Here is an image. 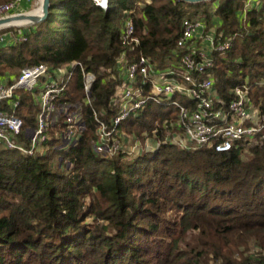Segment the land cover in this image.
I'll return each mask as SVG.
<instances>
[{
	"label": "trees",
	"instance_id": "1",
	"mask_svg": "<svg viewBox=\"0 0 264 264\" xmlns=\"http://www.w3.org/2000/svg\"><path fill=\"white\" fill-rule=\"evenodd\" d=\"M11 0H0V5ZM248 0L188 3L183 0H51L47 19L4 29L14 43L0 47V76L17 79L26 67L59 68L79 62L95 74L92 102L75 66L61 103H82L85 129L64 145L65 117L34 154L0 141V264H260L264 261V139H243L229 151L181 149L166 137L176 129V108L149 103L123 121L137 137L157 129L162 143L128 157L98 152L101 122L118 113L111 103L122 84L116 63L150 57L160 69L176 68L186 52L178 41L183 21L202 19L232 39L214 52L211 71L221 96L248 84L264 112V0L241 12ZM138 43L124 45L126 20ZM25 36V40H18ZM8 75V76H7ZM15 77V78H14ZM19 90V89H18ZM20 97L15 115L24 129L39 113L35 93ZM0 110L12 113L8 102ZM170 120L169 127L164 122ZM27 135V134H25ZM25 137L24 135L22 136ZM89 199V200H87ZM175 212V216L170 214Z\"/></svg>",
	"mask_w": 264,
	"mask_h": 264
},
{
	"label": "built area",
	"instance_id": "2",
	"mask_svg": "<svg viewBox=\"0 0 264 264\" xmlns=\"http://www.w3.org/2000/svg\"><path fill=\"white\" fill-rule=\"evenodd\" d=\"M21 1L11 0L0 5V19L32 12H16ZM92 1L104 10L109 9L110 0ZM250 7V2L247 1L241 18L245 19L246 11ZM14 27L27 26L1 27L0 46L5 45L9 37H14L12 32L2 31ZM124 27L123 44L138 43L133 22L126 20ZM216 28L214 25L209 29L202 19H185L178 45L186 52L180 57L179 66L176 68L160 69L146 56H140L132 62H128L125 53L120 56L116 70L122 84L111 100L118 113L110 125L101 122L96 147L98 152L110 155L122 152L128 157H134L144 150L157 149L162 143L157 140V129L152 132L155 139L150 138L153 146L150 145L147 149L136 143L132 145V138L124 136L119 129L120 124L132 113L143 110L149 103L176 108V129L173 136L166 137L163 142L170 141L181 149L190 148L194 144L195 147L208 146L224 152L231 150L236 142L243 139L255 140L258 136L264 139V112L250 97L248 84L234 87L231 90V99L221 96L215 86V77L211 71L214 66L213 53L226 52L232 47V39L223 37L222 33L217 34ZM25 39V36L18 38ZM78 65L86 80V101L91 103V87L96 76L86 71L79 62L68 63L59 68L46 64L26 67L12 83L8 82V77L1 79L0 102H8L13 110L12 113L0 110V141L3 145L32 155L50 139V129L61 117H65L69 125L68 130L62 133L64 145L78 142L85 129L82 103L58 104L59 97L72 77L73 68ZM42 77L45 80L40 81ZM258 84L264 85V78ZM18 89L35 93V101L39 106L36 124L27 132L24 129V120L14 112L21 105L20 97L16 93ZM170 123V120H166L164 127L168 128ZM23 135L25 137L22 139ZM260 264H264V261Z\"/></svg>",
	"mask_w": 264,
	"mask_h": 264
},
{
	"label": "water",
	"instance_id": "3",
	"mask_svg": "<svg viewBox=\"0 0 264 264\" xmlns=\"http://www.w3.org/2000/svg\"><path fill=\"white\" fill-rule=\"evenodd\" d=\"M188 3H199L204 1H218V0H183ZM51 0H41V13L31 14L29 13H20L14 17H9L5 19H0V28L8 25H17V26H31L35 23H39L48 18L50 14ZM20 22V23H19ZM22 22V23H21Z\"/></svg>",
	"mask_w": 264,
	"mask_h": 264
},
{
	"label": "crops",
	"instance_id": "4",
	"mask_svg": "<svg viewBox=\"0 0 264 264\" xmlns=\"http://www.w3.org/2000/svg\"><path fill=\"white\" fill-rule=\"evenodd\" d=\"M146 1H149V0H146ZM248 2H250V6L251 7H259L261 5V2L259 0H248ZM216 3H218V2L216 1L214 3L215 7L217 5ZM40 5H41V0H31V1L22 0L15 11L16 12H29V11H32L31 13H36V12H38V10L40 8ZM214 18L216 19L215 23L218 24V22H219L218 18H216V17H214ZM13 43H14V37H12V38L9 37V40L7 41V43L5 45H9V44H13ZM5 45H3V46H5ZM0 47H2V46H0ZM3 77H6V76H0V81H1V79ZM9 77L10 76H8V80H10Z\"/></svg>",
	"mask_w": 264,
	"mask_h": 264
},
{
	"label": "rangeland",
	"instance_id": "5",
	"mask_svg": "<svg viewBox=\"0 0 264 264\" xmlns=\"http://www.w3.org/2000/svg\"><path fill=\"white\" fill-rule=\"evenodd\" d=\"M215 26L217 27V24L216 23H215ZM39 80L40 81H43V80H45V77H42ZM16 92H18L19 94H21L23 96L25 94L31 95V93H33L32 91L23 90V89H19ZM31 131H32V129H31ZM123 133H124V136H130L132 138V145H134L136 143L137 145H139L141 147H145V149H147L148 146H150V145L153 146V140H150V138L155 139L154 136H153V134L150 135L148 132H145L144 134L141 135L142 137L140 138V136L137 137L135 133H128V132H124V131H123ZM192 147H195V145L192 144ZM87 200H89V199H87ZM170 216L171 217H174L175 216V212H173L172 214H170Z\"/></svg>",
	"mask_w": 264,
	"mask_h": 264
},
{
	"label": "bare ground",
	"instance_id": "6",
	"mask_svg": "<svg viewBox=\"0 0 264 264\" xmlns=\"http://www.w3.org/2000/svg\"><path fill=\"white\" fill-rule=\"evenodd\" d=\"M41 6V5H40ZM41 13V9L39 8V10H38V12H36V13H31V14H36V15H38V14H40ZM20 23V22H19ZM22 23V22H21Z\"/></svg>",
	"mask_w": 264,
	"mask_h": 264
}]
</instances>
